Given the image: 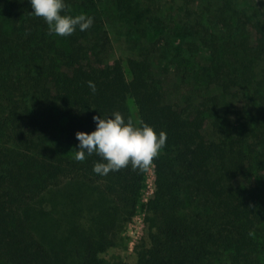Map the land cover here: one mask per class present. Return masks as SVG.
Wrapping results in <instances>:
<instances>
[{"label":"trees","instance_id":"16d2710c","mask_svg":"<svg viewBox=\"0 0 264 264\" xmlns=\"http://www.w3.org/2000/svg\"><path fill=\"white\" fill-rule=\"evenodd\" d=\"M142 1L163 33L124 60L102 0H66L93 17L67 37L0 0V264H264V2ZM117 110L167 133L131 263L101 254L124 241L146 169L74 158L75 133Z\"/></svg>","mask_w":264,"mask_h":264},{"label":"clouds","instance_id":"9594fccd","mask_svg":"<svg viewBox=\"0 0 264 264\" xmlns=\"http://www.w3.org/2000/svg\"><path fill=\"white\" fill-rule=\"evenodd\" d=\"M30 15L42 17L50 35L67 37L77 28L85 31L93 24V17L80 13L69 14L66 0H29ZM89 89L95 93L96 85L88 82ZM95 127L91 131L75 133L78 145L74 158L84 160L86 155L96 153L100 159L93 164V172L104 176L109 171L127 167L146 169L166 144L167 133L132 116L125 117L120 111L110 115H94Z\"/></svg>","mask_w":264,"mask_h":264},{"label":"rangeland","instance_id":"374dc122","mask_svg":"<svg viewBox=\"0 0 264 264\" xmlns=\"http://www.w3.org/2000/svg\"><path fill=\"white\" fill-rule=\"evenodd\" d=\"M264 2V0H261ZM101 9L108 20L106 26L112 38L111 57L126 60L136 56L143 38L153 39L163 33V28L148 17L149 7L142 0H102ZM175 51L181 47V38H173ZM127 74H129L127 72ZM165 86L170 100L175 103L182 101V90L171 71L165 79ZM155 164L146 168L145 181L141 189L140 202L131 217L124 223L122 236L124 241L117 246L109 247L102 252V257L110 263L118 261L131 263L137 258V248L148 243V225L146 201L152 196L155 188Z\"/></svg>","mask_w":264,"mask_h":264}]
</instances>
